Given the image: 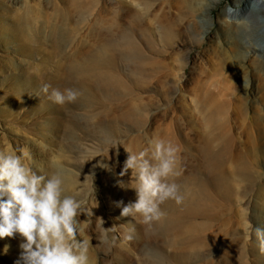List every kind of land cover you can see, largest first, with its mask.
I'll return each instance as SVG.
<instances>
[{
  "label": "rangeland",
  "instance_id": "obj_1",
  "mask_svg": "<svg viewBox=\"0 0 264 264\" xmlns=\"http://www.w3.org/2000/svg\"><path fill=\"white\" fill-rule=\"evenodd\" d=\"M198 2L0 0V264H264V27Z\"/></svg>",
  "mask_w": 264,
  "mask_h": 264
},
{
  "label": "bare ground",
  "instance_id": "obj_2",
  "mask_svg": "<svg viewBox=\"0 0 264 264\" xmlns=\"http://www.w3.org/2000/svg\"><path fill=\"white\" fill-rule=\"evenodd\" d=\"M259 1H260V3L258 5H260V6L258 8H256V6L254 4H252V0H249V2L246 4V7L243 10L248 13L247 15L250 14L251 19H252V24H262L263 25L262 27H264V0H259ZM195 2H197L198 4H196ZM175 3H176V5L181 6L182 9H184V11L189 16H191V18L195 21L197 20V18H200L201 16H205L207 11H208V7L202 5L200 2H198V0H175ZM193 3H195V4H193ZM196 5H198L197 9H196ZM238 13H239V11L229 10L228 16H232V17L237 18L236 16L238 15ZM257 14H259V15L263 14V16L261 18L259 17L260 19H258L257 17H255ZM198 20H201V19H198ZM201 21H203V20H201ZM238 25H239V26H237L238 29H244V30H247V28L250 26V24L245 23V22H241ZM196 26H197V24H196ZM12 33L14 34L13 28H12ZM247 34L248 33L246 32L243 35L244 38L247 36ZM14 36H15V34H14ZM243 46L245 47L244 49H246L247 52H249L250 54H253L254 56L257 55V53H260V54L264 53V47H256L255 45H252L249 43L243 44ZM260 57H262V56H260ZM262 59L264 61V58H262ZM232 78H235V77H232ZM233 81H232L233 82L232 85L236 89H238V87H240V85H242V83L239 82L237 79H233ZM245 87H246V85H245ZM263 133H264V131H263Z\"/></svg>",
  "mask_w": 264,
  "mask_h": 264
}]
</instances>
